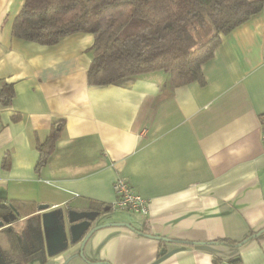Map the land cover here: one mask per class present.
I'll use <instances>...</instances> for the list:
<instances>
[{"label":"crops","instance_id":"crops-1","mask_svg":"<svg viewBox=\"0 0 264 264\" xmlns=\"http://www.w3.org/2000/svg\"><path fill=\"white\" fill-rule=\"evenodd\" d=\"M24 1L0 0V92L14 93L0 101V205L19 211L20 237L39 206L95 210L102 226L83 257L70 245L27 264H264V11L221 37L204 85L157 71L93 87L91 35L54 46L11 35ZM60 120L37 171L36 144ZM118 178L146 215L110 208ZM7 247L0 236L3 263Z\"/></svg>","mask_w":264,"mask_h":264},{"label":"trees","instance_id":"trees-1","mask_svg":"<svg viewBox=\"0 0 264 264\" xmlns=\"http://www.w3.org/2000/svg\"><path fill=\"white\" fill-rule=\"evenodd\" d=\"M262 11L264 0H25L11 35L40 46H54L76 33L91 35L89 86L157 71L167 73L173 86L204 85L202 67L221 37ZM13 96L11 87L4 86L0 101L7 106ZM62 127L63 120L54 122L46 139L36 144L37 171L55 151ZM7 211L0 208V214ZM39 222L38 216L26 221L22 237L13 230L0 232L8 244L4 264H27L44 255ZM24 239L27 248L16 244Z\"/></svg>","mask_w":264,"mask_h":264},{"label":"water","instance_id":"water-1","mask_svg":"<svg viewBox=\"0 0 264 264\" xmlns=\"http://www.w3.org/2000/svg\"><path fill=\"white\" fill-rule=\"evenodd\" d=\"M6 207L9 209V212L7 216L0 214V231L3 229L11 231L12 225L20 221L19 211L13 206L0 205L1 209H5ZM38 209L43 212L39 222L40 238L44 242V254L49 257L65 251L70 245H79V254L80 257H83V248L87 240L95 231L102 227H92V224L100 216V212L95 210H74L64 207L47 211L46 206H39ZM104 211H108V208L104 209ZM155 239L173 242L158 237ZM246 241L235 246H241ZM0 264H4L1 259Z\"/></svg>","mask_w":264,"mask_h":264},{"label":"built area","instance_id":"built-area-1","mask_svg":"<svg viewBox=\"0 0 264 264\" xmlns=\"http://www.w3.org/2000/svg\"><path fill=\"white\" fill-rule=\"evenodd\" d=\"M261 142L264 155V126L261 132ZM113 190L116 199L110 206L112 210H127L140 215L147 214V201L136 194L124 179L118 178L113 185Z\"/></svg>","mask_w":264,"mask_h":264},{"label":"flooded vegetation","instance_id":"flooded-vegetation-1","mask_svg":"<svg viewBox=\"0 0 264 264\" xmlns=\"http://www.w3.org/2000/svg\"><path fill=\"white\" fill-rule=\"evenodd\" d=\"M7 212H8V211H7ZM7 212H6V213H3V215H6V216H7V214H8ZM13 227H14V226L12 225L11 228H13ZM6 231H8V230L6 229ZM8 232H10V231H8ZM16 244H19L20 247H23V246L26 247V248L29 247V246L27 245V242H26L25 239H24V242L21 241V240H18V243H16Z\"/></svg>","mask_w":264,"mask_h":264}]
</instances>
